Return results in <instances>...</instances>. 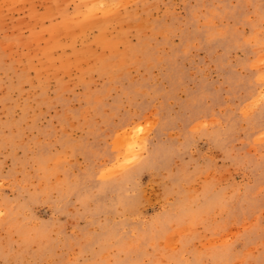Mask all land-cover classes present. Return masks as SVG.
<instances>
[{"label":"rangeland","instance_id":"1","mask_svg":"<svg viewBox=\"0 0 264 264\" xmlns=\"http://www.w3.org/2000/svg\"><path fill=\"white\" fill-rule=\"evenodd\" d=\"M0 264H264V0H0Z\"/></svg>","mask_w":264,"mask_h":264}]
</instances>
